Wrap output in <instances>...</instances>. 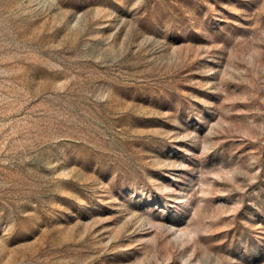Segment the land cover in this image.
Wrapping results in <instances>:
<instances>
[{
  "label": "rangeland",
  "instance_id": "obj_1",
  "mask_svg": "<svg viewBox=\"0 0 264 264\" xmlns=\"http://www.w3.org/2000/svg\"><path fill=\"white\" fill-rule=\"evenodd\" d=\"M0 264H264V0H0Z\"/></svg>",
  "mask_w": 264,
  "mask_h": 264
}]
</instances>
